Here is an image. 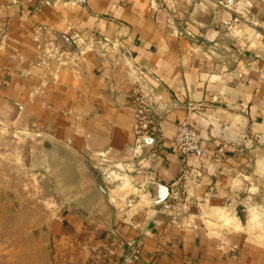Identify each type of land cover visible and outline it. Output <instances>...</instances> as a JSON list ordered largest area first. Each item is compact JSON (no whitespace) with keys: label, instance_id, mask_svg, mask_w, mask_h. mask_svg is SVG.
I'll list each match as a JSON object with an SVG mask.
<instances>
[{"label":"crops","instance_id":"0c3cea01","mask_svg":"<svg viewBox=\"0 0 264 264\" xmlns=\"http://www.w3.org/2000/svg\"><path fill=\"white\" fill-rule=\"evenodd\" d=\"M257 25L264 0H0V189L30 203L35 167L42 188L54 172L44 264H117L132 240L135 264H264ZM136 92L161 124L153 151ZM184 120L201 157L174 148ZM186 170V206L165 207Z\"/></svg>","mask_w":264,"mask_h":264},{"label":"rangeland","instance_id":"374dc122","mask_svg":"<svg viewBox=\"0 0 264 264\" xmlns=\"http://www.w3.org/2000/svg\"><path fill=\"white\" fill-rule=\"evenodd\" d=\"M256 27L258 33L264 34V29L258 25ZM155 123L162 133L159 121ZM33 178V202L25 203L19 197L18 202L14 203L9 197V186L0 189V264H32L33 261L44 264L50 257L45 233L47 219L42 217V212L52 210L57 205V185L51 170L48 187H41V169L35 167Z\"/></svg>","mask_w":264,"mask_h":264},{"label":"built area","instance_id":"2783aa9c","mask_svg":"<svg viewBox=\"0 0 264 264\" xmlns=\"http://www.w3.org/2000/svg\"><path fill=\"white\" fill-rule=\"evenodd\" d=\"M132 105L136 111L134 130L137 135L138 146L143 147L145 139H151L148 150H156L163 142V134L155 123L157 112L151 106L148 98L138 92L132 96ZM193 108L198 109V106H194ZM173 144L176 152L183 160H186L190 156L201 157L203 155L201 136L187 120L178 124ZM192 171H184L171 184L168 197L164 201L165 207L186 206L187 179ZM140 254L141 243L139 240H132L127 243V248L122 253L117 264H135L139 260Z\"/></svg>","mask_w":264,"mask_h":264},{"label":"water","instance_id":"95a60500","mask_svg":"<svg viewBox=\"0 0 264 264\" xmlns=\"http://www.w3.org/2000/svg\"><path fill=\"white\" fill-rule=\"evenodd\" d=\"M150 142H151V139H148L147 141L148 147H149Z\"/></svg>","mask_w":264,"mask_h":264}]
</instances>
